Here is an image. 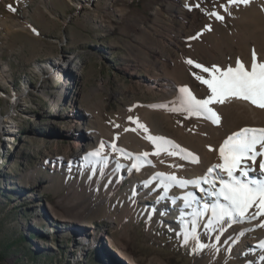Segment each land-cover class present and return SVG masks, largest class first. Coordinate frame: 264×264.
Instances as JSON below:
<instances>
[{"label": "rangeland", "instance_id": "374dc122", "mask_svg": "<svg viewBox=\"0 0 264 264\" xmlns=\"http://www.w3.org/2000/svg\"><path fill=\"white\" fill-rule=\"evenodd\" d=\"M262 3L0 0V264H125L109 243L134 264H264V216L217 223L218 201L206 218L181 213L190 175L227 181L208 169L264 109L225 99L209 105L211 124L170 94L176 82L211 95L187 60L225 70L237 56L250 70L253 49L264 59ZM260 155L245 161L248 180L264 179Z\"/></svg>", "mask_w": 264, "mask_h": 264}, {"label": "snow or ice", "instance_id": "6c2138e0", "mask_svg": "<svg viewBox=\"0 0 264 264\" xmlns=\"http://www.w3.org/2000/svg\"><path fill=\"white\" fill-rule=\"evenodd\" d=\"M249 3L250 0H228V4L221 5V8L227 12L228 8L232 5L238 6L243 4L247 6ZM9 10L14 11L10 5ZM206 15L215 17L220 21L223 20V16L215 11L206 13ZM206 28L207 30H211L210 25L206 26ZM199 35L200 33L192 37V39H197ZM186 63L193 65L204 73H208L210 76V78H204L195 73L193 74L210 91L211 95L206 99L197 100L187 87L180 89V92L183 94L184 103L186 104V110L189 113L203 116L213 124H218L220 120L218 114L209 107L212 103H223L225 99H240L249 102L255 107L264 109V61L258 59L254 49L250 70L245 67L239 58L236 61L235 68L228 67L225 70H221L218 66L208 68L196 64L192 60H187ZM129 119L133 123L138 124V121L133 120V118L130 117ZM138 126L143 128L142 125L138 124ZM147 138L156 146L157 138ZM257 144L264 147V129L244 128L234 133L223 142L218 150L221 163L208 169L209 175L216 168H219L228 177L227 181L221 179L219 189L211 193L218 200L222 198L226 202L218 204L213 209V219L217 223L229 222L236 218L255 219L259 216H264V179L248 180V171L245 166V161L247 160L255 162ZM158 152L159 149L153 154H158ZM90 155H99V153L96 152ZM260 170L264 173V162L260 163ZM238 177H244L245 180L242 181ZM202 182L212 183L208 180V176H205ZM212 186L215 188L214 183H212ZM253 207L256 208V211L249 216V209ZM260 227H264V222L260 224ZM187 240L188 236L186 235L185 242ZM260 246L264 247V243ZM203 247V245L197 244V249L202 250Z\"/></svg>", "mask_w": 264, "mask_h": 264}, {"label": "bare ground", "instance_id": "6f19581e", "mask_svg": "<svg viewBox=\"0 0 264 264\" xmlns=\"http://www.w3.org/2000/svg\"><path fill=\"white\" fill-rule=\"evenodd\" d=\"M263 0H250V3L245 6L243 4H240V5H233L234 7L232 9L234 10H244V9H248V8H255V7H259L260 3H262ZM232 7V6H231ZM213 18V17H212ZM214 20V19H213ZM210 24V23H209ZM237 36V34L235 35ZM233 38H237V37H234ZM235 41V40H234ZM237 42V41H236ZM257 44V43H256ZM250 55V54H249ZM239 57L236 56V60L235 62H233L232 66L230 67H233L235 68L236 66V61ZM259 58V57H258ZM240 60V58H239ZM261 61H264L263 58L260 59ZM249 61V60H248ZM250 61L252 62V58L250 59ZM66 65V63H65ZM250 66V65H249ZM60 67L62 68V65H61V62H58V63H55L53 65V70L54 71H59L60 70ZM246 67V66H245ZM170 94H174V95H182V93L180 92V88L178 86V84L176 82L173 83L172 85V90L170 92ZM237 103H243L247 106V108L251 111V112H255L256 114H259L260 111H262L263 109L261 108H258V107H255L253 106L252 104H250L249 102L247 101H244V100H240V99H234ZM213 111H215L217 113V108H211ZM264 111V110H263ZM264 114V113H263ZM200 117V116H199ZM203 117V116H201ZM208 122H210L211 124H213L210 120L206 119ZM261 122V120H260ZM250 129H264V121H263V124L261 125L259 122L258 124L256 123V125L252 126ZM235 133V132H234ZM221 145V144H220ZM187 151H182V154L183 156L186 158V159H190L191 161H194L196 162L197 161V157L195 156H192V155H188L186 153ZM263 155L264 157V147H261L260 144H257L256 145V155ZM260 155V156H261ZM258 175H262L264 176V173L260 172L258 173ZM205 176H202V177H196L194 178L193 175H190V180H191V183L193 182L196 186V188H193V190H191L193 192L192 196H191V204H190V208L188 210H185V211H182L181 213L182 214H185L184 216L186 217H190L192 215H195L197 214L198 212H201L202 213V216L203 218H206L208 213H209V209H210V206L215 202V201H218L220 203H223L225 201H223L222 198H220L219 200L216 198V196L212 195L211 193L214 191V190H218L220 186V182L219 181H213L212 183H214L215 185V188H213L212 186V183H203V178ZM178 181V180H176ZM179 185L181 187H184V184L185 182L183 180H179L178 181ZM190 183V184H191ZM189 189H192L190 187H188ZM191 192V193H192ZM180 205H178L179 207ZM185 221V218L182 220V223ZM109 246L111 248L112 251L115 252V256H117V258L119 260H125V264H134L132 263L131 261L128 260V258L126 257V255H124V253H122L120 250L118 249H114V247L109 243Z\"/></svg>", "mask_w": 264, "mask_h": 264}]
</instances>
